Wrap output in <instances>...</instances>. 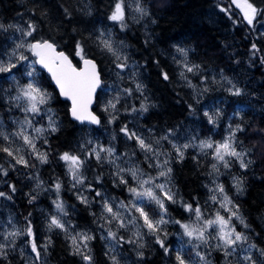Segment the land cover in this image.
<instances>
[{
	"label": "snow or ice",
	"instance_id": "1",
	"mask_svg": "<svg viewBox=\"0 0 264 264\" xmlns=\"http://www.w3.org/2000/svg\"><path fill=\"white\" fill-rule=\"evenodd\" d=\"M28 3L31 6L26 9L27 19L23 18L24 13H18L22 22L0 20V36L4 37L0 42V80L10 83L9 88H0V93L6 97L8 112L21 114L9 122L0 118V178L9 189L0 191V198L13 201L18 189L9 178L11 172L20 168L29 170L25 175L33 185L25 193L29 205L44 193H53L55 198L51 200V210L44 214L43 243L31 212L22 223L11 214L0 221V264H13L18 248L19 264H47L45 257L53 245V235H63L70 254L79 257L80 264H97L93 251L97 231L105 241L107 264H128L125 246L137 257L132 264H147L145 250L150 244L158 245L172 264H213L209 257L214 252L222 257V264H264V247L252 239L250 224L229 195L232 189L243 194L246 184L245 176L233 175L232 169L238 166L246 173L255 163L252 156L256 145L246 147L238 136L246 131L241 115L245 105L236 108L226 127L204 138L191 132L181 135L178 127L158 132L148 128L145 134L135 125L123 123L119 134L125 141L124 151L113 143L118 141L116 133L105 144L89 132L82 133L75 148L56 149V159L65 169L64 176L76 200L86 208L98 206V211L89 213L96 228H80L72 220L69 209L74 211L75 205H67L62 198L64 181L56 176L46 182L40 173L42 166L51 163L50 137L60 131L62 124L51 107L56 96L45 85L50 78L57 95L63 98L65 115L82 129L112 125L120 120L121 113L125 119L148 113L156 105L145 95L147 86L140 79V65L132 59L129 45L118 36L115 27L118 25L120 33H126L132 24L151 20L152 13L146 0H114L106 15L112 27L101 24L91 30L72 27L68 31L74 12L92 15L90 3L79 7L61 3L62 21L55 25L48 20V10L41 0ZM233 6L248 26L264 21V3L258 6L255 0H230L227 7L217 5L236 24L234 13L230 12ZM149 39H145V45ZM172 47L171 59L179 68V78L192 90L196 104L214 90L233 97L244 95V90L223 74V69L219 79L216 75L210 77L207 69L191 61L192 49L179 44ZM251 48L258 50L255 43ZM154 63L159 67L158 60ZM260 63L264 65V57ZM189 74L197 77L199 84H194ZM159 75L164 81L170 79L163 69ZM134 97L140 100L139 108L128 103ZM187 107L191 115H196L192 104ZM223 116V109L215 104L203 106V117L212 126L210 132L221 128ZM236 118L240 122L233 123ZM260 144L264 157V135ZM189 150H195L191 158L208 180L203 185L207 189L203 203L199 197L185 200L175 182L174 166L185 162ZM105 168L112 188L119 189L120 196L105 189ZM89 172H93L91 180ZM225 175L231 178L230 188L220 179ZM86 192L93 195H85ZM177 205L186 216L172 215L170 209ZM170 235L178 238V247L168 243Z\"/></svg>",
	"mask_w": 264,
	"mask_h": 264
},
{
	"label": "trees",
	"instance_id": "2",
	"mask_svg": "<svg viewBox=\"0 0 264 264\" xmlns=\"http://www.w3.org/2000/svg\"><path fill=\"white\" fill-rule=\"evenodd\" d=\"M41 2L48 10V20L53 25L62 21L61 3H70L73 7H79L83 3L92 5L91 16H85L78 11L74 12L73 24L67 25L68 31L72 27L91 30L93 26L99 27L101 24L112 27V22L106 20V15L114 0H41ZM146 2L150 5L151 20H155V23L146 20L141 24H132L126 33H120L117 25L115 31L121 39L126 40L132 59L140 65V79L147 86L145 95L156 107L150 108L149 112L143 116L131 115L125 119V114L121 113L120 120L112 125L105 123L104 127L98 129L92 126L82 129L65 115V105L61 102L49 78L45 86L56 96L51 107L58 113L62 124L60 131L50 137L52 160L50 164L40 168L41 176L46 182L50 177L59 176L64 181L62 198L67 205H75L74 211L69 209L72 220L80 228L94 229L96 225L92 223L89 213L98 211V206L86 208L76 200L74 193L69 190L68 178L64 176L65 169L56 159V149L64 151L75 148L82 133L89 132L93 138H98L105 144L109 143L113 133H116L118 141L113 143L117 144L120 151H124L125 141L122 134H119V127L123 123H128L129 127L135 125L145 131V134L148 128L158 132L166 127H178L181 135L191 132L204 138L226 127L228 118L233 115L236 108L245 105V111L241 115L245 121L246 131L238 133V136L244 141L246 147L256 145V151L252 156L255 163L246 173L238 166L232 169L233 175L243 174L245 176L246 184L243 194L238 195L232 189L229 195L233 196L235 202L240 205L242 214L250 224L252 239L259 246L264 247V157L260 154L262 150L260 142L264 135V131H261L264 130V65L260 63L261 57H264V21H258L254 27H250L242 21L239 11L232 7L230 12L234 13L233 19L237 20L234 24L233 20L217 7V5L227 7L230 0H146ZM255 2L259 6L264 3V0H255ZM30 6L28 0H0V20L7 23L22 22L18 13H24L23 18L27 19L26 9ZM145 24L147 28L144 27ZM44 27L47 29V23ZM148 37H150L149 43L145 45L144 41ZM3 40L4 37L0 36V42ZM253 43L257 45L258 50L251 48ZM175 44L192 49L191 61L207 69L210 77L216 75L219 79L220 70L223 69V74L244 90V95L233 97L222 90H214L201 98V104H196L192 90L186 87L179 78V68L171 59V53L174 52L172 45ZM97 59H101L98 53ZM157 60L160 62L159 67L154 63ZM161 69L169 74L168 81L160 77ZM43 75L47 77L45 73ZM189 75L194 84H199L197 77ZM9 87V82L0 80V88ZM136 96L138 97L139 94ZM128 103L135 104L139 108L140 100L134 97ZM189 103L197 109L196 115L190 114L187 107ZM212 104L222 108L224 116L221 128L212 129L210 132L209 129L212 126L208 125L203 117V106ZM20 115L19 112L9 113L7 111L6 97L0 93V118L9 122L11 117ZM237 122H240L239 118L233 120V123ZM215 138L220 137L215 136ZM195 154V150H189L185 162L174 166L175 182L185 200L191 201L192 197H199L200 202L203 203L207 198V189L203 185L208 183V180L203 174V169L198 168L192 160L191 157ZM0 163L3 161L0 160ZM92 167L96 168L94 163ZM28 171L20 168L19 171L11 172L9 182L16 183L18 191L13 201L0 198V221L7 220L11 214L22 223L24 216L31 212L35 225L42 233L40 242L43 243L44 214L51 210V200L55 196L53 193L41 194L37 201L29 205L25 193H28L33 185L25 175ZM103 171L105 189L114 196H120V190L112 188L111 179L107 175L108 169L105 168ZM87 175L91 180L93 172ZM220 179L226 187L230 188V176H221ZM0 191H9L3 178H0ZM85 195L93 194L86 192ZM170 211L176 218L187 215L178 205L173 206ZM170 231H175V229L170 228ZM95 234L97 239L93 241V251L97 264H107V258L104 256L105 241L99 238V231ZM168 243H171L173 247L179 246L174 235L169 236ZM124 251L128 264H132L137 259L135 253L128 246H125ZM14 255L16 258L13 264H19V249ZM45 258L49 264H80L79 257L70 254L63 235H53V245L49 248ZM209 259L213 261V264H222V257L218 253L214 252ZM145 260L147 264H172V260L163 254L159 246L153 244L145 250Z\"/></svg>",
	"mask_w": 264,
	"mask_h": 264
},
{
	"label": "rangeland",
	"instance_id": "3",
	"mask_svg": "<svg viewBox=\"0 0 264 264\" xmlns=\"http://www.w3.org/2000/svg\"><path fill=\"white\" fill-rule=\"evenodd\" d=\"M238 10V9H237ZM176 240H177V244L179 245V241H178V238L176 237ZM19 249V248H18ZM46 259V258H45ZM47 264H49L48 262H47Z\"/></svg>",
	"mask_w": 264,
	"mask_h": 264
},
{
	"label": "water",
	"instance_id": "4",
	"mask_svg": "<svg viewBox=\"0 0 264 264\" xmlns=\"http://www.w3.org/2000/svg\"><path fill=\"white\" fill-rule=\"evenodd\" d=\"M46 73V72H45ZM47 74V73H46ZM54 85V84H53ZM55 87V86H54ZM61 99H63V98H61ZM94 127H97L98 128V126H95V125H93Z\"/></svg>",
	"mask_w": 264,
	"mask_h": 264
}]
</instances>
